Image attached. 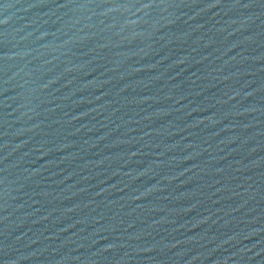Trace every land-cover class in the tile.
<instances>
[{"label": "water", "instance_id": "95a60500", "mask_svg": "<svg viewBox=\"0 0 264 264\" xmlns=\"http://www.w3.org/2000/svg\"><path fill=\"white\" fill-rule=\"evenodd\" d=\"M0 264H264V0H0Z\"/></svg>", "mask_w": 264, "mask_h": 264}]
</instances>
